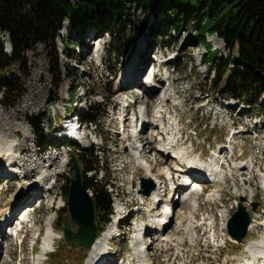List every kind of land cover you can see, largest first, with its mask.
I'll return each mask as SVG.
<instances>
[{
  "label": "rangeland",
  "instance_id": "1",
  "mask_svg": "<svg viewBox=\"0 0 264 264\" xmlns=\"http://www.w3.org/2000/svg\"><path fill=\"white\" fill-rule=\"evenodd\" d=\"M71 2L73 5H78L82 12L86 14L91 13L94 16L92 11L96 8L97 2L89 0H71ZM127 7H129V10L126 22L124 21L120 26L114 28L110 21H103L99 24L101 28H97V34L94 33V30H90L91 28H95V25L90 24L85 27L88 19L81 22L75 13L67 11L66 17L61 22L53 42L50 44L37 43L30 46L8 69L7 76L12 77L14 88L8 96L4 93L3 89H0V140L7 143L13 141L14 144L18 143L16 140H23L24 146L15 147L17 150L16 155H20L21 157L20 161L19 158L16 159V163L20 162L21 167H19L18 163L17 166L8 165L5 158H3L5 157L4 154L2 156L3 149H0V174H6V176L0 178V218H2V211L11 206L17 187L22 180H25L22 178L23 172L27 173L26 175L30 177L29 179L38 177L36 179L37 182L44 181L39 184L40 188H36L37 191L34 193L36 195L32 197L33 199L28 204L30 208L26 209L27 215L35 220V224L33 225L29 222V225L32 224V226L26 225L24 228V244L22 242V245H19L17 236L9 238L5 234L2 236L1 233L3 238L1 242L0 236V245L2 246H0V264H39V258L42 259V263L40 264L44 262V264H75L83 254L79 250L80 248H70L65 244L61 225L59 229L50 227L55 222L57 211L64 205L63 186L73 176L72 167L69 163V154L79 150L77 149L78 147L76 148V146H72L71 144L68 146L63 145L62 139L57 140L56 135L60 137L64 131L55 129L52 131L54 125L55 127L59 126L57 120L67 112L68 108L71 109L70 113L76 111L83 119V127L80 128L83 130L82 134L79 131L81 142L79 147L91 149L93 158L96 161L86 176L90 178L95 175L96 180L98 182L101 180L102 183L108 181L110 183L108 190L113 195V214L110 221L103 226L98 235H103L104 230L111 223H114L117 210L119 209L117 206L121 204V206L125 207L119 217L122 233L112 236L111 240L107 243L108 251L106 253L109 256L107 263L112 264L115 260L123 257L125 262L121 264H138L137 258L134 256L132 244L136 238L131 240L130 234L131 232H135L134 227L140 224V222H144L142 224L145 227L150 223L149 215L148 219H145L144 215L138 212L139 208L145 206L142 200L145 195L139 193L142 197L141 199L136 190H134V184L138 185L139 177L144 176V173L140 170L135 171L134 168L137 163L130 160L131 157L127 155L128 150L126 149V147L130 148L128 145L131 143V139L129 143H122V135L116 134V129L114 128L117 120L112 115V112L113 108L118 112L120 111L121 105L117 103L118 96H120L118 94L129 91L128 94L134 98H138L137 107L144 105L146 110L150 111L151 116L154 114L153 119L155 118L154 111L162 103L163 97L159 101H155L152 97L150 99L151 94L147 92L149 90L143 86L148 96L142 98L140 94L143 91L136 88V85L123 88L119 82L125 64V60H122L123 56L127 51H129V54L131 52L130 55L128 54V57L134 56L132 54H136L138 43H144L148 36L149 42L151 41L154 45L152 47V51L154 52L151 54V58H149L150 61L159 58L161 60V54L177 55L175 60L166 64V66H161L163 72H161L160 79L165 78L166 68L169 65V73L174 78V81L170 85L166 81H160L159 87L163 88H160L158 92L163 96L165 92L170 94L169 103L166 102V117L169 122L172 120L171 123L173 122V118H179L177 131L180 132L181 129L182 135L180 141L186 140V144L182 142L181 147L186 150L189 148V154H192L190 156L193 158V153H196L194 148L199 153L201 151L204 152L206 158L203 161L209 162L210 157L214 154V149H218V152V147L221 146L220 148H222L228 145L230 138L226 141V136L228 135L230 122L233 120L238 125L234 131H241L242 137L235 140L237 142L235 148L236 162L232 165H239L241 161L246 162L252 156L256 157V160L258 157V162L253 168L256 172L255 174L254 172L252 173V175L254 174L252 177L248 172H244L245 175H241L243 173L241 171L238 174L236 173L233 178L228 176L227 184H225L226 188L223 190L225 193L221 196V199L208 197L207 192L210 193L212 185H208L205 193L197 201L194 199L193 201H177V193L179 194V192H177L176 188L175 193L167 192L166 197L175 196L174 201L177 203H174L173 200L169 202L172 204L171 207L174 209L175 215L162 233L168 234L172 240L167 243L161 237L157 241L156 237L158 236L148 237L149 233L143 234L145 243L147 241L151 243H153L152 241L155 242L147 252L145 251V253L150 255L151 264L155 262L159 264H209V262L212 263L213 261L218 262L219 259L224 260L226 264H244L245 260L251 261L253 256L245 251L246 248L243 243L249 240L255 241V239L259 241L264 240V236L262 237L263 230L255 226L252 231L248 232V236H246L248 240L246 239L242 245L234 243V241H227L225 234H223L224 243L221 241L223 244L220 247L217 246V242L214 240L218 233V228L226 225L225 220L236 210L241 197H244V199L248 198L249 202H247L248 206L246 207L250 214H256L251 209V202H256L255 211L264 210V193L262 191L263 188L261 189L263 179L258 171L260 169L264 172V93L253 107L249 108L245 106L242 109L238 105L236 108H233L234 110H229V113L232 114V118H229L226 108L222 107V110L218 111L219 107L216 103L220 102L219 104L222 103L226 106L227 102L222 99V94L220 96L215 92L214 84L212 83V79L217 76L218 70L224 67L217 66V72H215L216 63L220 62L219 60L213 65L207 61H203V58L207 54L204 55V48L201 46V43L192 37L194 34L192 22L183 20V23L178 28L172 29L163 20L171 18L172 14L169 12L165 15L159 14L155 16L150 13H144L141 9L134 6L127 5ZM111 29L113 30V36H125L123 43H114L112 35L109 33ZM135 29L140 32L136 34ZM152 31L153 33L155 32V35L152 34ZM99 33L102 34L101 37H98ZM205 37L212 44V49L220 51V55L227 56L231 54L234 57L235 50L228 51L224 49L223 41L215 34H205ZM91 43H93V46ZM0 44H2L5 52L10 53L11 45L7 32L0 31ZM85 44L91 45V47L87 50ZM96 48H100L102 51L100 49L97 51ZM123 52L124 54L121 55ZM117 56L119 58H116ZM131 59L127 61L126 65H128ZM84 61L86 62L84 63ZM234 61V58L230 60V62ZM133 62L136 63L135 61ZM145 62L141 58L140 65L138 66L142 67ZM146 66L145 72L150 67V62ZM154 66L156 67L155 64ZM152 70L154 71L155 68H152ZM227 73L228 70L225 76ZM158 79L156 80L157 83ZM159 87L157 84V86H154V90H157ZM73 88H77L78 91L76 93L77 96L72 99L69 96V91ZM131 88H135L132 91L137 94V97L132 94ZM83 94L85 96H82ZM49 96H52L54 100L46 103ZM131 96L130 100H132ZM148 99L151 100L150 104H147ZM88 105L96 106L97 110L90 111ZM210 107L213 109L212 113L207 112ZM121 111H123V108ZM254 115L259 116L257 120H260V123L258 126L253 127V123L250 122L249 117ZM72 119L74 121L76 117L73 115ZM189 119L192 120V124H189ZM73 126L77 127L78 124L73 122ZM153 128L154 126L150 124L148 131H152ZM49 129L50 133H48ZM175 129H170L175 134L170 139H178L177 135L179 132ZM161 130L164 133L166 131L170 132L167 127ZM254 130H258V132H254ZM257 134L259 137H257ZM42 135L46 139L48 138L49 141L47 139L48 143H46L45 150L39 155L36 151H33L37 150L38 144L36 142L40 141ZM95 137L96 143H90V138L95 140ZM146 138L145 136L144 140ZM142 142L147 143L146 140H142ZM49 143L51 146L48 145ZM191 143L194 144L192 145L194 148L190 146L187 148L186 145H191ZM56 144L59 146H56ZM53 147L58 148L53 150ZM228 147L227 152L230 150L229 145ZM18 149L22 153H18ZM16 150H14V153ZM148 150L151 154L153 152V155L146 154L147 156L145 155V157H148L149 161H153L154 163L155 156L159 154L155 151V148ZM96 153L98 157L95 156ZM240 153L241 156H238ZM207 154H211V156L209 157ZM222 156L228 157V153ZM57 159H65V165L58 171L57 175L49 174L45 178L39 175L44 174V172H47V174L51 173ZM156 159L158 170L164 165L166 158L163 159L160 155ZM22 160L24 163L21 162ZM130 161L132 165L135 163L131 167L132 170L128 172L120 170V167L130 163ZM4 171H13L16 177ZM241 179H247V184H242L243 180ZM44 185L46 187L49 185L53 187L46 193ZM87 190L92 194L90 189ZM46 195L49 196L46 197ZM33 200H35L34 203H32ZM199 200L201 205L197 206L198 210H194L192 203L199 204ZM227 200L229 201L224 205L227 210H224L225 215L222 214V216L218 208L223 207L224 201ZM135 201L137 202L135 203ZM139 202L142 203V206L138 205ZM228 204H230V209L227 208ZM192 212L194 217L190 218L189 216H192ZM19 213L20 210L18 211ZM61 216L64 219L65 217L67 218L66 226L72 230L76 229L71 223L67 212H62ZM202 219L204 220L202 221ZM201 222L202 226L199 224ZM16 227L17 224L16 226L12 225L6 228V232L10 233L13 230L12 228ZM48 228L53 229L56 236L54 244L51 247L49 246L50 249L48 248L49 253L47 252L45 255L42 253V237L44 236V234L42 236V233L37 241V247H33V252H31L36 231L44 229L46 232ZM28 230L29 234L26 236ZM40 239L41 241H39ZM151 243L148 244V247ZM52 249L54 251L57 249V251L50 255ZM71 250L76 251L72 252ZM86 252L88 253V249H86ZM87 262L88 257L84 264Z\"/></svg>",
  "mask_w": 264,
  "mask_h": 264
},
{
  "label": "trees",
  "instance_id": "2",
  "mask_svg": "<svg viewBox=\"0 0 264 264\" xmlns=\"http://www.w3.org/2000/svg\"><path fill=\"white\" fill-rule=\"evenodd\" d=\"M89 1L97 2L96 8L92 11L96 17L91 13L82 12L78 5L71 4V0H0V31L9 34L11 45V51L7 53L0 44V89H3L7 96L14 88L12 77L7 76L8 69L30 46L53 42L67 11L75 13L81 22L88 19L86 25L95 22L97 28H101L99 24L110 21L112 26L117 28L121 23L126 22L129 10L127 5L155 16L171 13V18L163 20L172 29L178 28L183 20L192 22L194 27L192 37L201 43L207 54L204 61L213 65L219 60L220 62L216 63L215 72H217V66L224 67L218 70L217 76L215 75L216 77L212 79L215 92L219 95L230 96L249 106H254L264 93V0ZM112 32L111 29L109 33L112 35ZM139 32L135 29L136 34ZM205 34H215L219 37L226 50H235L234 57L231 54L220 55L218 49H212ZM112 40L114 43L121 44L125 36L112 35ZM233 58L235 61L230 62ZM227 70L228 73L225 76ZM76 92L77 88L71 89L69 96L73 99ZM88 108L90 111L97 110L94 105H88ZM70 110L68 108L69 112ZM40 142L45 145V140L40 138ZM77 156L83 172V184L85 188L92 191L96 222L100 230L109 222V216L112 213L111 195L107 190L106 182L102 183L100 180V184L95 175L90 178L86 176L96 162L93 153L89 149L82 148ZM67 189L68 183L62 189L64 200H66ZM62 212H67L65 205L57 211L53 224L57 229L60 225L67 224V218L64 219L61 216ZM79 250L83 253L78 259V262H81L85 256V250Z\"/></svg>",
  "mask_w": 264,
  "mask_h": 264
},
{
  "label": "bare ground",
  "instance_id": "3",
  "mask_svg": "<svg viewBox=\"0 0 264 264\" xmlns=\"http://www.w3.org/2000/svg\"><path fill=\"white\" fill-rule=\"evenodd\" d=\"M152 34L155 35V32L153 33V31H152ZM149 40L150 39H149V36H148L146 38V40L144 41V43L143 42L138 43V46H137V55L133 56V58L128 63V65L125 66V73H122L121 74V78H122V75L125 77V80H124L125 82H124V84H122L123 85L122 87L123 88H125V87H133L132 85H136L137 86V87L135 86L136 88H138V89H140V90L143 91V93H141L142 98H146L148 95H147V93H145V90L143 88L144 84L142 83V81L137 80V78H139V76H141L142 78L145 76V68H146L145 66L149 62H150V64L151 63H154L156 66H158V64H159L158 62L160 61V58L159 59H153L152 61L149 60V58H151V54L154 52V51H152V47L154 45L151 43V41L149 42ZM92 44L93 43H91V45ZM85 45H86L85 47H86L87 50L91 47V45L90 46H88L87 44H85ZM142 45H143V47H142ZM141 47H142V49H141ZM99 49H97V51H99ZM130 54H131V52H130ZM93 55H95V54H93ZM141 58L143 59V61H146L147 62V64L144 65L143 68H140L138 66V65H140L139 62H140V59ZM133 61H135L136 63H134ZM85 62L86 61H84V63ZM155 76H158V71L156 72V75ZM158 83L160 84V79H158ZM159 84H158V87H159ZM160 88H163V87L160 86L157 90H154V86L152 85L149 88H147V90H149V91H147L148 94H151L150 95V99H151V97L155 101L160 100L161 97H163L165 99V102H164V99L162 98V103L155 110V112H154L155 113V118L154 119L152 118L151 120L148 119L147 122H144L145 121L146 114H147V116H151V113H150V111H146L145 110V112H144L142 110V112H143V114H142L143 115L142 116L143 118L141 119V121H143V123H142V129L139 132L138 131H134V130H129L127 133L121 134L122 135V139H121L122 140V143H124V142H128L129 143L130 142V139H131V143L129 145L127 144L130 148L128 149V147H126V149L128 150L127 151L128 152L127 155L130 156L132 159H134V160H132L130 158V160L131 161H137V164L138 165L137 164L135 165V168H134L135 171L136 170L142 171L144 173V175L147 176L149 179H151L152 182L155 184V187L151 191L150 195L143 196V198L145 200V206L143 207V210H144L145 213H147L149 215L150 223L147 224L146 227L142 223L136 225V228H137V230L139 232L137 233V236L135 237L136 240H134V256H135V258H137L138 264H150L151 263V261L149 260V258H147L146 254L144 253L145 247H144V244L142 243V241L145 239V238H143V234L144 233H149L148 234V237H150L151 236L150 233L153 230H156V233L158 234L157 235L158 237H156L157 238V241L161 237H162L163 241H166L167 243L170 242V240H172L171 237L168 236V234L161 233V232H164V230L169 225L168 223H166V221L171 216L172 217L171 220H170V222H171L173 220L174 215H175L174 209H172L170 207L169 199L168 198H163L164 197L163 192L165 191V193H166V189L164 188L165 185H167L166 179H168V183L169 184L171 183V180H173V182L176 185L177 192H179V193L182 194L181 195V199H179V197H178L177 198V201L179 200V202H183L182 200L188 199V197H186L185 194H184L185 191H188V193H186V194H196V193H198V188L199 187L197 185L194 184V185L190 186L186 190L183 189V185H182L183 182L186 181V179H185V173L190 172V171H196L197 173H199L201 175V177H199V179H201L203 181H206L207 183H211L212 182L211 184L214 187L212 188V191L210 193H208V197L216 198L217 196H219V194L221 192H224L223 190L226 188L225 185H224V187H222L223 182H224V184L225 183L227 184V180L226 179H225V181H223L224 180V175H225L224 173H230L228 176L233 178V176L236 173L238 174V172L241 171L243 173L244 172H248L251 175V177H252L255 174V172H256V171L253 170L254 165L257 164V162H258V157H257V160H256V157H254V160L252 158H250V160H247L246 162H244V161L239 162L240 163L239 165H234V166L232 165V166H229V167H225L226 161L221 157V154L227 148H229L227 146H224L222 148H219V151L218 152L215 151V153L211 156L212 158L210 157L209 162H204V161H198L197 158H199V157L202 156V154H201L202 152L199 153L192 146L194 144L191 143V145H186L187 148H188V146L194 148V151L196 153H193V155H194V158H193V157L190 156L192 154H189V151H188L189 148L186 150L185 148L181 147V144L182 143H179L178 142L179 138L177 140L175 138L170 139V137H172L173 135H175L173 133H171V135H168V133L166 132V134L168 136H167V138H166V140L164 142L161 141V140H159V141L155 140V137L154 136L155 135H158L160 133L162 134V130L161 129L163 127H166L167 126L168 128L170 127L169 129H171V128L172 129H175V127L177 126V122L174 119H173V122L171 124H168V122L166 121V115H167V113L166 112L165 113L163 112V107L164 106H167V103L166 102L169 101L170 94H168V92H165V94L163 96L160 92H158ZM132 89H135V88H131L130 90L132 91ZM156 92L158 93V95H157ZM125 93L128 94L129 91H126ZM132 94L135 97H137V94L135 92L132 91ZM128 95H130V94H128ZM154 96H155V98H153ZM150 101L151 100L148 99L147 100V104ZM118 102L119 103H123L124 102L123 98L122 97L119 98V96H118L117 103ZM123 106H124L123 107V111H121V114H120L121 117L123 116V113L125 112V105H123ZM26 109H27V107H26ZM138 111L141 112V107L138 108ZM150 124H152V126H154V128L152 129V131L149 132L148 129L150 128ZM153 132H156V134H154ZM118 134L120 135V132ZM145 136L147 137L145 139L147 143H143L142 142V140L145 141L144 140V137ZM16 141L18 143L14 144L13 141L7 143L5 141H1L0 140V149L1 150L3 149L2 155L3 154L4 155H7V160L8 161H9V159L10 160H12V159L14 160L15 156H17L16 155L17 150L15 149V147L17 148L19 146H24V144L22 143L23 140H21V141L16 140ZM154 142H156V144ZM156 145H158V149H156V147H155ZM152 148L153 149L155 148V151H157L158 154H159V155H156L155 158L153 157L154 158V163H153V161H152V163H153L154 169H152V167L150 165L149 166H146V164L143 162V161H146V160L148 161L149 160L148 157L147 158L145 157L146 154L153 155V152L151 154V152L148 150V149H152ZM14 150H16L15 153H14ZM19 152L22 153V151H19V149H18V153ZM160 155L163 157V159L166 158V161H165V163L163 162L164 165L161 166L157 170V167H156L157 159L156 158H157V156L160 157ZM18 156H19V158H21L20 155H18ZM65 157H66V155H65ZM173 157L175 159H173ZM54 158H56V157H54ZM168 158H170V159H168ZM58 159L56 160L57 162L55 161V164H54L56 167L54 166L53 170L52 171L50 170L51 173H48L47 174V172H44V174H39V175L43 176L44 178L47 175L49 176V174H54V176L57 175L59 173L58 171H60L63 168V166L65 165V161H64L65 159H63V160H61V159L58 160ZM23 160L21 161L22 163H24ZM167 160H169V162H167ZM131 161H130V163L124 164L122 167H120V170L126 171V172H128L129 170H132L131 167L134 164L132 165L131 164ZM176 162H180V163L179 164H176ZM187 164L190 165L189 167L191 169L189 171H186L185 172V171H183L184 170L183 168ZM19 167H21V165ZM21 171L23 172V170H21ZM258 171H259V175H260L262 171L260 169ZM4 172L5 173H8V174H11L9 171H4ZM253 172H254V174L252 175ZM26 174H25V172H23V175L22 176H23V178L25 180H22L20 188H25L26 191H28L30 189H33V191L35 193L36 188L39 187V185H38L39 182H37V180H36L38 177L35 178V179H29L30 177L28 175H26ZM162 174H165L166 177H167V178H165V181H162L160 179V176H162ZM2 176H6V174H0V178ZM263 176H262V179H263L262 188L264 189V177ZM241 180H243L242 184H245L246 185L247 182H248V180H249V178H248V180L247 179H241ZM50 185L48 187H46L44 185V188H46V191H48V192L53 187V186H50ZM174 197L171 199V201L172 200L174 201V199H175ZM156 198H158L159 203L157 204L156 207H153L154 200ZM247 199L241 201L244 206L247 205V202H248ZM35 200H33L32 203H34ZM195 201H197V200H195ZM174 203H177V202L174 201ZM163 204H165V206H163ZM199 204H201V202ZM181 206H182V204H181ZM193 206H195V205H193ZM27 208H30V206L29 207H26V209ZM118 208H120V207H118ZM17 214L18 213H17V207L16 206L7 207L6 209H4L2 211V214H1V217L2 218H0V236H1V233H2V236H3V234H5V235L9 236V238H11V237L14 238V236H17L18 235V232H17L18 225L10 233H8V232H6L4 230L7 227H10V226L13 225V223L11 221L12 216H17ZM221 215H222V213H221ZM189 217L190 218L194 217L193 216V212H192V216L190 215ZM206 217H207V215H206ZM51 219H50V221H51ZM111 224L104 230V232H103L104 234L103 235L102 234L98 235L97 238H96V240L94 241V243L88 248L87 256L85 258V261L82 264H84L87 261V257H88V262L86 264H97L101 259L104 258L105 251H107L106 246H107V243H108V241L110 239V234H111V232L113 230V227H114V223H111ZM256 224H261L262 225L263 222H260L259 221V218H256V217H253L252 216L251 217V223L248 225V231H252L253 228H254V226ZM262 227H264V225H262ZM213 228H215V227H213ZM218 229H219L218 230V233L219 232L221 233V232H224L225 231V228L224 227H221V226ZM172 230H173V228H172ZM211 230H212V228H211ZM141 231L143 232L142 234H141ZM206 231H207V229H206ZM6 233H8V234H6ZM218 233H217L216 236H218ZM28 234H29V230L27 231L26 236H28ZM2 236H1V238H2ZM166 236H168L167 239H165ZM42 238H43V243H42L43 244V246H42V251L43 252L42 253H43V255H45L46 252H47V250H48V248L50 249V247L54 244V239H55L54 238V231L52 229H50V228L46 229V232L44 233V236ZM227 238H229V237L227 236ZM214 240H216V238ZM152 242L153 243L149 242L151 244L148 247V249L151 248V246H153V244L155 243L154 241H152ZM23 244H24V242H23ZM246 251L253 256V259L251 261L245 260L246 262L244 264H259L262 256L264 255V240L262 239V241H259V240H255V241L253 240V241H251L250 243H248L246 245ZM41 260L42 259H40V258L38 259L39 264L42 263ZM21 262H23V261H21ZM9 264H11V263H9ZM211 264H213V263H211ZM214 264H217V263L214 262ZM218 264H225V261L224 260H221V261H219ZM260 264H264V261L260 262Z\"/></svg>",
  "mask_w": 264,
  "mask_h": 264
},
{
  "label": "water",
  "instance_id": "4",
  "mask_svg": "<svg viewBox=\"0 0 264 264\" xmlns=\"http://www.w3.org/2000/svg\"><path fill=\"white\" fill-rule=\"evenodd\" d=\"M49 96L46 103L53 101ZM69 162L73 167V176L69 179L67 189V211L72 224L76 226L75 230L69 227H63L65 243L70 248H88L97 236V224L95 222V205L92 195L88 192L82 182V172L74 154L71 155ZM140 193L149 195L154 188L151 179L141 178ZM244 198H240L237 210L231 215L227 222L228 234L237 241H241L247 231L250 217L242 204ZM256 203H252L255 209ZM241 219V220H240Z\"/></svg>",
  "mask_w": 264,
  "mask_h": 264
}]
</instances>
